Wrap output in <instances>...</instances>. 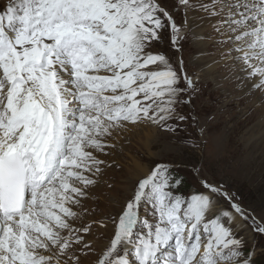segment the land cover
Returning <instances> with one entry per match:
<instances>
[{"label":"snow or ice","instance_id":"obj_1","mask_svg":"<svg viewBox=\"0 0 264 264\" xmlns=\"http://www.w3.org/2000/svg\"><path fill=\"white\" fill-rule=\"evenodd\" d=\"M193 10L210 21L198 39L218 58L206 67L264 92V0H0V264H264L246 235L264 236V214L199 168L201 190L186 195L178 156L153 160L118 214L87 219L129 132L178 137L195 120L182 109L206 73L153 48L167 31L181 52ZM108 223L97 252L88 237Z\"/></svg>","mask_w":264,"mask_h":264},{"label":"rangeland","instance_id":"obj_2","mask_svg":"<svg viewBox=\"0 0 264 264\" xmlns=\"http://www.w3.org/2000/svg\"><path fill=\"white\" fill-rule=\"evenodd\" d=\"M164 3L171 6L174 0H164ZM175 15L179 22L181 11H176ZM188 19L190 31L187 40L182 44L181 52H177L172 47L167 31L163 33L158 42H154L153 48L167 55L172 61L182 57L183 66L187 68L189 74L200 70L206 73L198 85L199 96L191 107L182 109L183 112L194 116L195 120L190 119L182 125L184 130L179 133L178 137L152 128H137L129 132L126 139L121 141L123 148H118L112 157H105L110 163L115 160L117 166L104 172L99 184L91 190V199L84 201L85 206L90 209L88 220H101L109 215L118 214L124 201L132 194L137 179L145 175L139 169L143 168L148 172L153 160L176 158L177 156L183 162L181 175L185 178V183L181 190L186 195L201 190V177L196 172L199 168L202 169L203 177L210 182L224 185L226 190L234 194L237 202L248 212L257 217L264 214V107L260 106L264 102V92L253 87L251 81L241 84L239 81L236 82L235 78L225 79L223 67L211 69L206 67L213 59L218 58L210 43L198 39V36L205 35L210 30V21L206 14L198 10H193ZM207 83L210 84L212 93L205 95ZM224 83H227L228 89ZM226 93L229 94V99L231 98L228 101L223 100ZM240 95L245 96L246 99L240 101L234 99ZM229 101L230 105L227 104ZM253 107L254 110H252ZM251 112L254 114L244 119V116ZM201 129H203V135ZM219 131H226V133ZM184 137L203 142L198 148L182 147L178 153L170 152L169 144H176ZM210 138H214V142ZM254 145H261L260 151L258 149V155L251 159V146ZM246 163L249 164L244 165ZM251 163L255 166L253 170L259 171L251 174L253 170L248 169ZM222 203L225 207L227 206L226 201ZM112 232L111 223H108L107 228L94 227L93 236L88 239L94 240L96 251L99 252L108 242ZM246 235L250 240L254 238V242L264 246V236L252 232ZM95 259V255L87 257L86 264H91Z\"/></svg>","mask_w":264,"mask_h":264},{"label":"bare ground","instance_id":"obj_3","mask_svg":"<svg viewBox=\"0 0 264 264\" xmlns=\"http://www.w3.org/2000/svg\"><path fill=\"white\" fill-rule=\"evenodd\" d=\"M192 13H193V11H192ZM193 23V22H192ZM198 23V22H197ZM198 25V24H197ZM198 33V32H197ZM222 68V67H221ZM215 70V69H214ZM216 71H217V69H216ZM207 73H211V72H209V71H207ZM231 80V79H230ZM225 81V80H224ZM223 81V82H224ZM236 82H238V81H236ZM249 84V83H248ZM236 85V84H235ZM250 85V84H249ZM224 86H226V88L228 89V85H227V83H224ZM234 86V85H233ZM231 88V87H230ZM249 88V87H248ZM210 84L209 83H207L206 84V90H205V95L207 94V93H209V94H211L212 92H210ZM253 89H255V88H253ZM231 90V89H230ZM246 90V89H245ZM249 92V91H248ZM251 92V91H250ZM227 93H228V90H227ZM226 93V96L224 97V99L223 100H225V101H228V100H230L229 99V94H227ZM240 93V92H239ZM233 95V94H232ZM255 96V95H254ZM251 97V96H250ZM261 98H262V96H261ZM264 98V97H263ZM219 99V98H218ZM233 99V98H232ZM234 99H237V100H245L246 99V97L245 96H243V97H241V95L240 96H238L237 98H234ZM256 99V98H255ZM250 101V100H249ZM231 102H232V100H231ZM247 102V101H246ZM250 103V102H249ZM256 103H258V102H256ZM227 104H229L230 105V101L229 102H227ZM242 104H245V103H242ZM254 106V105H253ZM259 106V105H258ZM249 107V106H248ZM252 108V107H251ZM249 109V108H248ZM244 110V109H243ZM252 110H254V107H253V109ZM251 111V110H250ZM249 111V112H250ZM258 111V110H257ZM263 111V110H262ZM257 113V112H256ZM260 113V112H259ZM251 114H254V112H251V113H248V114H246L245 116H244V119H246L247 118V116H249V115H251ZM255 116H258L257 114H255ZM250 117V116H249ZM243 119V120H244ZM247 121H248V119H247ZM237 122V121H236ZM219 126V125H218ZM246 127V126H245ZM264 127V126H263ZM255 129V128H254ZM228 131V130H227ZM219 132H221V131H219ZM221 133H223V134H225L226 133V131L225 132H221ZM229 133V132H228ZM262 134V133H261ZM228 135V134H227ZM253 135V134H252ZM207 136V135H206ZM227 137V136H226ZM229 139V138H228ZM210 140L212 141V142H214V138L213 139H211L210 138ZM207 141H208V139H207ZM249 141H250V139H249ZM236 143V142H235ZM262 145V144H261ZM261 145H254V146H251V148H252V151H251V153L250 154H252L251 155V159H252V157H254L255 158V156L256 155H258L257 154V152H258V149L260 148V146ZM232 149V148H231ZM262 149V148H261ZM263 150V149H262ZM259 151H260V149H259ZM263 152V151H262ZM247 153V152H246ZM264 153V152H263ZM254 155V156H253ZM264 155V154H263ZM259 156H261V155H259ZM258 157V156H257ZM263 157V156H262ZM248 158H250V157H248ZM244 161H245V159H244ZM255 162V161H254ZM253 162V163H254ZM253 163H251V165L248 167V169H249V171H251V170H253V169H255L254 167L255 166H253ZM264 163V162H263ZM249 163H246V164H244V165H248ZM261 164V163H260ZM255 165V164H254ZM139 166V165H138ZM237 166V165H236ZM258 167V166H257ZM140 168V167H139ZM258 168H261V167H258ZM247 169V170H248ZM257 169V168H256ZM142 173H144V174H147V171L145 170V169H143L142 168V170L141 169H139ZM256 171H259V170H253V171H251L250 173L251 174H253V172H256ZM261 171V170H260ZM139 175H140V173H139Z\"/></svg>","mask_w":264,"mask_h":264}]
</instances>
